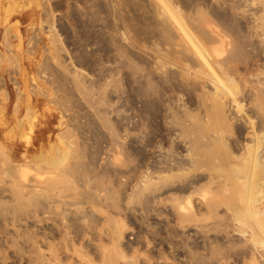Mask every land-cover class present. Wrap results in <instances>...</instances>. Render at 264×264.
Wrapping results in <instances>:
<instances>
[{
	"label": "bare ground",
	"instance_id": "1",
	"mask_svg": "<svg viewBox=\"0 0 264 264\" xmlns=\"http://www.w3.org/2000/svg\"><path fill=\"white\" fill-rule=\"evenodd\" d=\"M89 8L68 51L50 11L48 55L0 50V264H264V0Z\"/></svg>",
	"mask_w": 264,
	"mask_h": 264
},
{
	"label": "rangeland",
	"instance_id": "2",
	"mask_svg": "<svg viewBox=\"0 0 264 264\" xmlns=\"http://www.w3.org/2000/svg\"><path fill=\"white\" fill-rule=\"evenodd\" d=\"M12 1H13V3H12ZM69 1H72V2L70 3ZM85 1L84 0H9V3H8V0H0V6H1L0 7V21H3L4 18H5L6 13L4 15V12H6V10H4V9H6V8H9V9L10 8L11 9L12 8L13 9L14 8L15 9L17 8L16 10H18V12L21 11V10H24V12L21 11L19 13V15L21 14L20 17L14 18L10 22L7 21V22H5L3 24H2V22L0 23V30H1L0 31V50H2V52L5 51L4 54L6 53L5 54L6 57H8V56H14V54L16 55L17 53H15L13 51L16 50L15 47H18V44H19L18 38H19V39H21V41H20V48L18 47V49H20V50L17 49L16 52L18 51V53H20L19 55H21V57L17 54L18 55V59H25L27 57H29V58L32 57L29 54V50L32 47L35 48V46L37 44H39V45L36 46V48L34 50L35 51V53H34L35 56L33 55V57H36V60H37V59H39V55L40 54H41L40 56H42V57H44L45 55H48L47 54L48 50L45 47V46L48 47L50 45V39L47 38V39H49V41L47 39L45 40V35H46L47 31H48V28L46 27L47 24L45 23V25L43 24V26H42V23H40L39 21L42 22L46 18L45 17V12L50 11L51 14H52V16H53V19H54V25L56 27V31H58L57 33H58V35H59L60 38L61 37H64V38H62L63 40L62 39L61 40H62L64 46L66 45L65 46V49L68 51V46H69L70 49L73 47V46H71V45L68 44V26L71 23L74 22V21L70 22L71 21L70 16L73 15V14H75L76 13L75 11L78 10V8L79 9H82V8L85 9V10L82 9L81 13L88 12L89 11L88 9H90L89 7H91V9H94V8H92V4H93V2L95 0H93V1L92 0L91 1L90 0H87L86 3H85ZM90 2H91V4H90ZM10 3L12 4L13 7L10 6ZM15 3H16V5H15ZM87 3H89V4H87ZM5 4H7L9 6H7ZM86 4L87 5H90V6H87ZM76 5H77L78 8L76 7ZM73 6H75V8ZM50 9H52V10H50ZM10 11L13 12V13L10 12L11 14H13L12 16L16 15V14H14V13H16V11L15 12H14V10H10ZM8 12L9 11H7V13ZM71 12H72V14H71ZM10 13H8V14H10ZM42 13L44 15H42ZM23 16H24V18H23ZM44 22L45 21H43V23ZM68 22H69V25H67ZM31 23H32V25L35 24V26L33 25V27H32ZM32 28H33V30H32ZM7 29H9V30H7ZM40 29H44L42 32L45 33V35L43 33H41V30ZM45 29H47V30L45 31ZM39 30H40V32H39ZM34 32H36L39 35L35 34ZM35 35H36V37H35ZM5 41H6V43H5ZM44 41H47V43L44 42ZM69 41L71 42V40H69ZM45 43H46V45H45ZM6 44L8 45V47H7L8 49L6 48V46H7ZM13 45L15 46V47H13L14 50H11V49H13L11 46H13ZM42 45H43V47H42ZM51 47H53V46H51ZM6 50L8 51L9 55H8V53H7ZM40 50H41V52L42 51L43 52L41 53ZM11 51L14 54H12ZM61 53H63V52H60V54ZM65 54L64 55L61 54V55H62V58H64V60L66 59V63L68 64V62H67L68 60H67V57H66ZM33 57L30 58V59L33 60ZM27 61H29V60H27ZM27 61L25 59V62H27ZM17 64H15V63H9V61H8L6 65L4 64L2 66V68L5 69V71H6L7 68L9 69V71L7 70L5 73H3V75H4L5 79L7 80V82H8L9 79L12 78V81L8 83L10 85V88H9L8 91L10 92L12 99H11V101L9 103V106L7 107V110H5L6 111V114H7V117L10 119L9 122H11L12 115H13V112H14V105L16 104V101H17V97H16V95H17V91L16 90L17 89L16 88L17 87L19 88L20 86H23L22 84L24 83V81L21 80L22 77L24 76V73H23V76L22 77H21V74L20 73L23 72L26 69V73L27 74L26 73L25 74L27 76V79H29L30 77H33L36 74V70L35 69L32 70L31 69L32 66L31 65H28V63H26V64L24 63V64L21 65V68H22V66L24 67V68H22L23 71H22V69L20 67L18 68ZM37 64H38V62H37ZM4 66H5V68H4ZM6 66H7V68H6ZM29 66H31V67H29ZM14 67H16V68H14ZM10 69H12L13 71L10 70ZM14 69H16V70L14 71ZM20 70H21V72H19ZM11 74H12V76H11ZM26 76H24L23 79L26 78ZM15 78H16V80H15ZM13 80L18 82L16 84V86H14V87H13V83H14ZM21 81L23 83H21ZM41 98L43 99V101L41 102V104H39L35 108L36 115L39 118H42V120H44L46 118V116H47L46 115L47 113L48 114H50V113L54 114L55 120L52 122V127L53 128H55L57 126L58 120L61 119L62 117L64 118V119H62L63 121H67V119H68V97H66L64 94H62V93L59 92L58 95H54V96L52 95V96L49 97V99L48 98L46 99L44 97H41ZM1 105H2V102L0 101V107H1ZM21 107H22V104H21ZM42 116H44L45 118L42 117ZM69 209H72V208H69ZM190 233H191V231H190Z\"/></svg>",
	"mask_w": 264,
	"mask_h": 264
}]
</instances>
